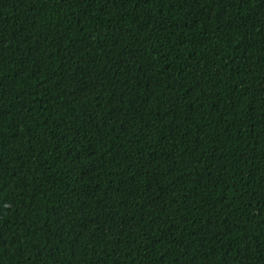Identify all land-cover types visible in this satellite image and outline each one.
I'll list each match as a JSON object with an SVG mask.
<instances>
[{
	"label": "trees",
	"instance_id": "1",
	"mask_svg": "<svg viewBox=\"0 0 264 264\" xmlns=\"http://www.w3.org/2000/svg\"><path fill=\"white\" fill-rule=\"evenodd\" d=\"M0 264H264V0H0Z\"/></svg>",
	"mask_w": 264,
	"mask_h": 264
}]
</instances>
